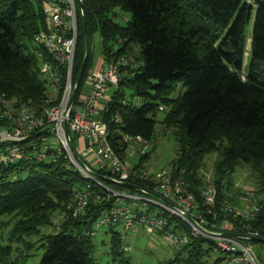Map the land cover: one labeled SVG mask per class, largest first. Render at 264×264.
Here are the masks:
<instances>
[{
	"label": "trees",
	"instance_id": "16d2710c",
	"mask_svg": "<svg viewBox=\"0 0 264 264\" xmlns=\"http://www.w3.org/2000/svg\"><path fill=\"white\" fill-rule=\"evenodd\" d=\"M81 3L89 39L93 32L99 33L101 56L107 61L120 56L132 59L121 66L125 75L99 116L106 124L108 142L114 152L120 158L124 155L122 133L138 134L153 142L157 124L160 132L169 130L176 145L171 171L182 177L187 189L196 196L199 208H202L200 189L204 185L203 160L206 155L215 154L212 173L216 217L206 218L217 225L227 218L228 226L237 231L264 235L263 215L246 223L231 215H221L223 203L241 205L227 195L231 184L228 177L240 165L252 172L253 192L264 207V0H82ZM116 10L129 13L124 25L114 21ZM251 19L247 69L243 73L245 29ZM46 29L36 0H0V126L11 127L14 123L3 114L4 102L17 111L24 107L37 109L46 98L48 87L40 74L37 53H41L42 60L49 58L34 42V36ZM83 56L82 20L76 9L72 83ZM91 65L89 50L84 74ZM178 88L182 91L174 93ZM134 102H139V106ZM159 106L163 109L159 110ZM158 112L163 113L160 120L156 119ZM114 114L117 119H113ZM40 135L34 133L31 140L39 141ZM72 145L79 149L75 138ZM4 146L0 145V151ZM148 156V152L139 156L133 167L142 168L141 162ZM95 172L109 178V173L98 169ZM85 183L63 159L55 163L0 164V214L11 216L10 236L15 240L39 236L43 247L39 264H96L88 233L100 213L113 206L114 198L106 199L104 190L91 184V191L102 198H90L84 213L73 216L66 206ZM134 183L148 189L155 184L152 180ZM104 184L117 192H139L115 183ZM55 212L63 214L58 229L42 234L41 228L52 224ZM171 220L175 221L171 227L187 231L175 219H169L170 224ZM112 228L109 227L111 253L120 254V238ZM255 239L258 238H251L248 243L259 244ZM204 243L200 238L191 239L162 264H207L203 257L212 246L208 243L204 247ZM30 245L24 243L23 247ZM11 252L10 246L0 245V264H20L11 259Z\"/></svg>",
	"mask_w": 264,
	"mask_h": 264
},
{
	"label": "built area",
	"instance_id": "2783aa9c",
	"mask_svg": "<svg viewBox=\"0 0 264 264\" xmlns=\"http://www.w3.org/2000/svg\"><path fill=\"white\" fill-rule=\"evenodd\" d=\"M81 1L36 0L47 25L46 30L34 36V42L49 58L42 60L41 53H37L40 74L48 90L37 109L24 107L14 111L4 102L3 114L14 123L11 127L0 126V145H5L0 151V164L19 161L55 163L63 159L86 181L67 206L73 216L84 213L90 198H102L91 191V184L102 188L106 199L114 198L113 206L100 213L93 228L120 226L125 232L145 229L159 234L174 249L200 238L211 244L213 252L223 255V264H257L248 241L264 239V235L257 231H237L228 226L227 218L220 225L206 218L207 215L212 220L216 217L212 171L204 173V185L200 189L202 208H199L196 196L187 189L179 174L172 171L154 173L143 167L134 168L127 162V158L135 154L144 155L151 140L138 134L122 133L120 141L126 148L121 158L109 144L106 124L99 118L109 100L105 92L118 85L125 75L121 66L127 61L132 62L131 57L120 56L107 61L100 56L83 74L80 89H77L79 93L76 92L77 96L75 94L69 102L74 84L71 70L76 43V9L77 2ZM158 108L163 109L162 106ZM113 119H117L116 114ZM36 132L41 133L37 142L31 140ZM72 138L78 142V150L72 145ZM96 169L109 173L108 177L116 182L135 185V181L152 180L155 184L136 194L117 192L94 176ZM221 210L224 217L231 215L245 223L259 214L264 217V207L253 191L245 192L240 206L223 203ZM169 219L179 221L187 231L179 232L171 227ZM88 235H94V230L91 229Z\"/></svg>",
	"mask_w": 264,
	"mask_h": 264
},
{
	"label": "rangeland",
	"instance_id": "374dc122",
	"mask_svg": "<svg viewBox=\"0 0 264 264\" xmlns=\"http://www.w3.org/2000/svg\"><path fill=\"white\" fill-rule=\"evenodd\" d=\"M114 21L120 25H124L129 18V13L116 10V15L113 17ZM251 19L246 25V45L245 53L243 56V73L247 69V61L252 33ZM116 49L115 45H112ZM89 50L91 54L92 65L101 56L100 54V36L98 32H93L89 39ZM133 51L130 52L132 56ZM91 65V66H92ZM114 87H109L105 92L107 97L110 96ZM178 89L174 93H178ZM179 91H182L180 88ZM136 107L139 106V102H134ZM75 109H78L75 107ZM163 113L158 112L156 119L160 120ZM175 142L170 134L169 130L160 132L159 124L156 125L155 139L147 147L146 152L149 153L148 158L141 162V166L144 169L151 170L154 173L160 171H171L170 161L174 156ZM215 154H208L204 157L203 165L201 167L202 175L206 172H213L212 163L215 159ZM139 155L135 154L132 157L127 158V162L131 165L137 164ZM228 180L231 181L230 188L227 192L228 196H232L238 203L242 202V197L246 191H253L255 187V181L250 169L244 165L236 167L234 172L229 175ZM235 205V204H234ZM66 208H68L66 206ZM63 218V214L55 212L52 216V224L47 227L41 228L43 233L54 232L58 229L59 223ZM175 223L171 221V225ZM12 219L10 215L0 214V245L11 247V259H17L20 264H39L43 253L42 241L39 240L38 235H32L31 237H23L17 241L10 236L12 228ZM93 226V225H92ZM94 235L90 236L91 243L93 245L92 256L96 264H162L165 260L171 258L176 249L172 248L171 244L163 239L159 234L152 233L145 229H137L136 232H125L120 226H114L112 230L117 233L120 238V254L111 253V232L109 227L100 226L93 228ZM24 243H30L29 248H24ZM209 244L204 243V247ZM251 252L257 262V264H264V244H250ZM223 255L218 252L209 251L207 255H204L203 260L207 264H223L222 260L216 261L218 258H222Z\"/></svg>",
	"mask_w": 264,
	"mask_h": 264
},
{
	"label": "water",
	"instance_id": "95a60500",
	"mask_svg": "<svg viewBox=\"0 0 264 264\" xmlns=\"http://www.w3.org/2000/svg\"><path fill=\"white\" fill-rule=\"evenodd\" d=\"M77 10H78V13H79L81 20H82V28H83V35H84V56H83L77 77H76L75 82L73 84V89H72V93H71V97H70L69 102H72V100L74 99V96H75L77 89L80 85V82L82 80V77H83V74H84V71L86 68L88 53H89V31H88V27H87L84 8H83V5L81 2H77ZM64 130H65V135L68 139L69 135H68V130H67L65 124H64ZM68 141H69V139H68ZM73 155H74L75 160L80 163V160L78 159L76 154L73 153ZM94 176L101 182L115 183V184H117L123 188H126V189H134V190H138V191H143L142 188H140L139 186L134 185V184L124 183V182H116L112 178H107V177L101 176L99 174H94ZM255 240L264 244V239L258 238Z\"/></svg>",
	"mask_w": 264,
	"mask_h": 264
},
{
	"label": "bare ground",
	"instance_id": "6f19581e",
	"mask_svg": "<svg viewBox=\"0 0 264 264\" xmlns=\"http://www.w3.org/2000/svg\"><path fill=\"white\" fill-rule=\"evenodd\" d=\"M83 80V79H82ZM81 83H82V81H81ZM78 93V92H77ZM172 221V220H171Z\"/></svg>",
	"mask_w": 264,
	"mask_h": 264
}]
</instances>
